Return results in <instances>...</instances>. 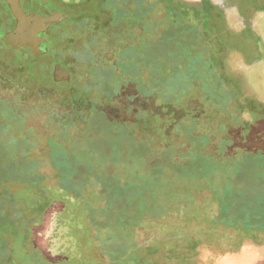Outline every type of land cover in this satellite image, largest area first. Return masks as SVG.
I'll return each instance as SVG.
<instances>
[{"label": "rangeland", "instance_id": "1", "mask_svg": "<svg viewBox=\"0 0 264 264\" xmlns=\"http://www.w3.org/2000/svg\"><path fill=\"white\" fill-rule=\"evenodd\" d=\"M46 1L72 19L39 55L3 42L15 21L0 1V172L14 167L20 229L37 236L7 235L0 264H47L61 203L82 209L98 253L87 264H264V0ZM136 167L170 172L145 213L134 190L155 180Z\"/></svg>", "mask_w": 264, "mask_h": 264}, {"label": "trees", "instance_id": "2", "mask_svg": "<svg viewBox=\"0 0 264 264\" xmlns=\"http://www.w3.org/2000/svg\"><path fill=\"white\" fill-rule=\"evenodd\" d=\"M170 1L173 4V6L180 5L178 3L173 2V0H170ZM205 3L206 2L204 1L201 4L204 5ZM197 5H199V3H197L196 6ZM171 12L174 13V10H172ZM206 13L211 14L210 11ZM197 14L199 15V17H201L200 15L201 13L198 12ZM47 44H48V41L47 43L42 44V47L45 48ZM225 46H227V44ZM57 163L59 166L66 168L65 166L66 163L61 162V161H57ZM100 169L101 167L98 166L95 169L91 168L90 171H93L95 173L94 175H98L97 173L100 172L99 171ZM60 172L63 174L61 170ZM152 172L153 171H143V170L137 169V167L136 169H134V177L136 176L137 178L145 177L146 180L147 179L155 180L153 181L154 182L153 189L150 190V192L147 191V193L140 194L142 198L137 196L138 192L136 188L134 190L135 192L134 198L137 197L138 199L144 200V201H139V203L141 204L144 203L145 205V207L143 206L144 213L152 210V207H153L152 205L157 200H160L162 204H164L165 201L162 199L167 194V188H165L162 182H164L163 180L168 178V175L170 174V172L168 175L166 172H160V173L156 172L155 174L157 175L156 179H152V177H150V175H152ZM15 174L16 172H15L14 167L13 168L10 167L7 173L0 172V245L4 242H7L6 236L8 235L9 238L11 237L14 239V242L17 240V238H19L23 241L21 242L24 244V246H28L27 244L28 239L30 238H32L33 240L37 239V236L35 235V231L33 235L30 234L29 232L31 231L30 226L31 225L36 226V223H30L29 220H27L25 224L22 225L23 230L21 231L20 229L21 227L20 220H19L20 218L16 217L18 210H16V207H15V204L18 202L15 199L16 197L10 194L9 188H8V184H10L11 181H15V180L18 181V177ZM112 174H110V176H107L105 179H103L102 177L103 179L102 181H107L108 183H111L113 190H114V184L112 183L113 182ZM11 177H13L14 179H11ZM139 183L140 185L144 184V182L142 181H140ZM118 184H120V182H118ZM168 191H171V190L168 189ZM25 194L26 192L22 191V193L18 195H20V197H22L23 199H26L24 197ZM218 195L220 199L223 201L224 199L223 196H228L230 195V193L229 192L226 193V191L221 190L220 192L218 191ZM60 199L65 200V202H67L68 199L70 198L68 197V194L66 192H63V193L60 192L59 201ZM33 204H34L33 199L30 200L29 204L26 202L27 207L31 210L35 209ZM134 205H136L135 202H134ZM76 206L73 207L70 204L61 203L59 211H58L59 213L57 212L56 215L52 216L49 220L51 222L48 221L49 224H47L44 227L43 233H42L43 235L42 241H43V244L45 243V245L43 248L44 252H41L44 254V258H42L41 260H43L45 263L47 264L48 263L49 264H87L90 262H95L94 260L98 259V253L96 251L97 250L96 244L90 240L84 243L85 230L88 228L87 227L88 224L86 223V220L83 216L82 209L79 206L78 207ZM69 207H71V209ZM42 209L43 207L41 205V209L39 211L42 212ZM37 210L38 208H36L34 211H37ZM144 213H141V214H144ZM139 220H140V217H137V219L134 221V224L137 223ZM52 228L56 229V233L53 234V236L50 234L51 233L50 229ZM14 242H13V248H14ZM39 254L40 253L38 250L30 253V255H33L32 257L33 260H40V259H36V257H39ZM137 254L138 252H136V255ZM15 256L19 260L21 259V260L27 261L23 257H18L17 255ZM139 259L140 258L136 260H139ZM13 263H15V261H13Z\"/></svg>", "mask_w": 264, "mask_h": 264}, {"label": "water", "instance_id": "3", "mask_svg": "<svg viewBox=\"0 0 264 264\" xmlns=\"http://www.w3.org/2000/svg\"><path fill=\"white\" fill-rule=\"evenodd\" d=\"M15 21L14 28L4 34L3 42L13 50H29L35 55L44 54L40 51L42 44L47 43L43 36L53 25L67 20L69 15L56 10H48L46 0H37L36 4L27 6L22 0H4ZM45 50V49H44ZM70 74L56 66L55 81H69Z\"/></svg>", "mask_w": 264, "mask_h": 264}, {"label": "flooded vegetation", "instance_id": "4", "mask_svg": "<svg viewBox=\"0 0 264 264\" xmlns=\"http://www.w3.org/2000/svg\"><path fill=\"white\" fill-rule=\"evenodd\" d=\"M0 1H2L3 2V4H4V6L6 7V3L4 2V0H0ZM210 2V3H212L210 0H200L199 1V5H198V7L200 6V5H203V4H201L202 2ZM22 2H23V4H26L27 6H32L33 5V0L32 1H30V0H22ZM214 8L213 9H220V6L218 7L216 4H214ZM47 7H49L50 9H52L53 7L51 6V4H50V2L48 1V4H47ZM7 8V7H6ZM212 9V10H213ZM233 9H236V7H234V6H232V7H230V10H228V13L231 15V13L232 14H236V12H240V10L239 11H234ZM238 9H240V8H237L236 10H238ZM212 10H210V11H212ZM64 13H67L66 11H64ZM255 13H257L256 15H254V17H253V19L254 18H256V17H260V18H263L264 17V8L262 9V10H256L255 9ZM71 20L72 19V16L70 15V17H68V20ZM262 21V20H261ZM256 22V21H255ZM259 24H260V22H258ZM63 24V23H62ZM45 38L47 37V33H45L44 35H43ZM47 39V38H46Z\"/></svg>", "mask_w": 264, "mask_h": 264}]
</instances>
